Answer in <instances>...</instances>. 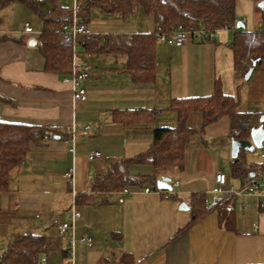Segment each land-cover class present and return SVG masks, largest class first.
Masks as SVG:
<instances>
[{
	"label": "crops",
	"instance_id": "0c3cea01",
	"mask_svg": "<svg viewBox=\"0 0 264 264\" xmlns=\"http://www.w3.org/2000/svg\"><path fill=\"white\" fill-rule=\"evenodd\" d=\"M257 1H236V20L246 31L264 29V12ZM71 5L72 0L41 4L15 0L0 10V121L43 125L61 133L31 145L23 161L10 171L9 189L0 193V230L8 232L0 240V255L15 235L33 232L59 236L62 248H67L72 235L78 239L90 234V246L74 245L73 264H124V255L131 257V264H264V202L247 195L232 197V230L220 223L214 209L189 223L194 198L212 205L210 189L217 171L227 174L233 187L242 179L230 172L233 158L227 115L202 127V113H189L186 124L196 133L184 147L183 165L163 173L170 184L177 183L170 197H163V191L144 192L150 186L147 182L126 186L129 193H94L91 187L113 161L146 151L155 127L176 125V114L168 108L173 98L208 95L217 86L238 97L241 104L244 74L234 65V31L221 30L212 39L191 37L173 46L156 40L155 77L144 82L134 81L124 71L125 54L78 53L92 69L83 81L87 99L74 101L69 75L45 71L37 47L42 14L54 6ZM36 11L39 28L24 33L23 22L35 21ZM10 12L18 15L16 28L6 22ZM96 17L84 22L91 33L155 30L153 18L138 9L126 18ZM255 70H264V57ZM259 87L240 111L264 113V90ZM136 109L147 110L150 116L132 124L116 119L121 111ZM68 133L73 142L65 137ZM94 150L100 151V158L88 160ZM67 169L73 171L71 183L64 176ZM129 170L133 176L154 172L150 164H134ZM75 193L93 198L75 203ZM182 201L188 208H179ZM73 209L80 215L73 228L59 235L56 225L67 220ZM48 256V264H67L57 249Z\"/></svg>",
	"mask_w": 264,
	"mask_h": 264
},
{
	"label": "trees",
	"instance_id": "16d2710c",
	"mask_svg": "<svg viewBox=\"0 0 264 264\" xmlns=\"http://www.w3.org/2000/svg\"><path fill=\"white\" fill-rule=\"evenodd\" d=\"M15 0H0V10ZM237 0H80L79 18L88 21L93 8L107 13H119L123 18L133 14L138 8L153 18L155 30L152 33H123L79 35L78 53H112L127 56L124 71L137 82L153 80L156 71L155 43L156 31L169 33L173 26L180 24L184 28L203 26L206 29L221 27L224 24L235 26L231 48L234 65L243 74L259 64L264 57V29L250 32L236 27L235 6ZM71 21V7L54 6L42 14V27L37 37V47L44 58L43 69L59 75H69L72 68V41L60 28ZM207 38V37H206ZM210 39V38H207ZM238 98L216 88L208 95L173 98L168 106L177 117L175 126L155 127L149 148L134 156L113 161L110 166L92 184L94 193H107L122 190L129 185L150 184L154 190L156 179L162 176L166 168L183 165L184 147L196 130L187 126L191 111L202 113V124L213 122L223 115L229 118V137L245 139L250 128L260 124L261 113L238 110ZM144 109L121 111L116 119L123 124H132L149 117ZM264 124V113H263ZM51 134L60 132L43 125L0 121V193L9 189L10 171L18 166L26 156L31 145H38ZM71 135L68 133L67 138ZM245 151H239L236 159L230 163L232 175L244 178L259 165L244 159ZM150 164L154 172L133 176L130 166ZM93 198L90 194L75 193L74 202L79 203ZM193 223L210 209L216 210L220 223L227 229L234 228L235 207L231 198L223 199L210 206L204 199H193L191 205ZM59 250L64 258L67 249L62 248L59 236L25 232L15 235L0 255V264H36L40 254L49 255ZM124 264H131V257L124 255ZM259 264V263H258Z\"/></svg>",
	"mask_w": 264,
	"mask_h": 264
},
{
	"label": "built area",
	"instance_id": "2783aa9c",
	"mask_svg": "<svg viewBox=\"0 0 264 264\" xmlns=\"http://www.w3.org/2000/svg\"><path fill=\"white\" fill-rule=\"evenodd\" d=\"M36 4H41L44 0H34ZM80 0H72L71 5V21L69 23L63 24L60 28L61 32L69 37L72 41V68L67 77L72 83V99L76 100H86L87 99V90L83 81L89 78L91 74L92 66L89 62L83 61L78 57L77 54V41L76 38L79 35L91 34V30L85 25L84 22L80 21L79 13H80ZM235 26L231 24H224L221 27H216L213 29H206L203 26H199L198 28L189 27L184 28L182 25L177 24L172 27L169 33H162L160 31H156V39L161 42H165L166 44L173 46L176 44L183 43L195 36H203L212 39L214 36L218 35L221 30L234 31ZM22 31L24 33H32L33 28L29 22L25 21L22 24ZM70 141L73 142V138L70 137ZM69 151H73V147L68 149ZM261 157H264V153H260ZM100 151L94 150L91 151L87 155L88 160H95L100 158ZM68 183L72 182L73 179V171L72 169H67L64 173ZM177 184V183H176ZM176 184H171L172 187ZM154 189L151 186H145L143 188L144 192H151ZM123 192L129 193L127 188L122 189ZM155 191H163V197L168 198L173 193L172 190H155ZM212 193V202L214 204L223 199L232 198L241 195H247L258 199L259 201L264 202V165L257 166L254 170H252L246 177L242 178L240 184L236 187L231 186L228 183V176L224 172L217 171L214 174V183L210 189ZM79 212L75 209L71 211V214L67 220L60 221L56 225V231L59 235H63L69 228H73V221L75 218L79 216ZM92 236L90 234H85L78 239L74 238L72 235L67 243V254L63 258L67 264H73V247L76 243H81L86 246H90L92 244ZM49 256L47 254H40L37 257L36 264H48ZM52 264H60L59 262H53Z\"/></svg>",
	"mask_w": 264,
	"mask_h": 264
},
{
	"label": "rangeland",
	"instance_id": "374dc122",
	"mask_svg": "<svg viewBox=\"0 0 264 264\" xmlns=\"http://www.w3.org/2000/svg\"><path fill=\"white\" fill-rule=\"evenodd\" d=\"M43 6V5H42ZM35 11V10H34ZM138 11H140L141 13V9L138 8ZM34 16H35V21L31 20L29 21L31 26L34 27V28H39V16L37 14V11L36 13L33 12ZM108 15L109 17L112 16V15H117L119 16L120 14L119 13H107V12H103L101 11L100 9L98 8H93L90 12V15H89V18H97L96 16H99V15ZM10 22H12V25H10ZM23 21V20H21ZM20 21V22H21ZM8 24V26H11L13 28H16L17 25H18V15L14 12H10L8 13V17H7V20H6ZM195 37H198V36H195ZM241 82V85H243V89H242V94H243V97H242V101H241V104H239L238 106V109L239 110H242L246 108V103H247V98H249V96H253V91H255L258 88H260L259 86H261L264 90V70H255L252 72V74L250 75L249 79H244L242 77V79L240 80ZM248 88V89H247ZM250 89V91H249ZM246 90L248 92H246ZM236 97V96H235ZM238 98V97H236ZM249 106H251V108H255L254 106H252V103L249 104ZM255 110V109H254ZM263 116L260 115V117ZM259 117V118H260ZM264 152V142H263V146L262 148H255L254 150L250 151V152H245V159L247 162H250V163H255V164H264V157H261L260 153L261 152ZM230 152H231V149H230ZM227 166V165H226ZM227 169V167H226ZM232 182V181H231ZM8 227V226H7ZM5 231V228L1 229L0 230V240H4L6 237V235L8 234V232H4Z\"/></svg>",
	"mask_w": 264,
	"mask_h": 264
},
{
	"label": "water",
	"instance_id": "95a60500",
	"mask_svg": "<svg viewBox=\"0 0 264 264\" xmlns=\"http://www.w3.org/2000/svg\"><path fill=\"white\" fill-rule=\"evenodd\" d=\"M257 7L261 9V11L264 12V0H258L256 3ZM244 24L239 21L236 23V27H243ZM31 42H35L30 41ZM253 68L250 67L245 73H244V79H248L252 72ZM51 137L58 138L59 136L56 134H52ZM264 142V124H263V116L260 117V124L257 126H253L250 128L249 137L245 139H233L231 138L230 144H231V157L234 159L237 158L239 151H245L250 152L254 150L255 148H262ZM170 179L167 176H160L158 179H156V187L161 190H172V185L169 183ZM179 208H188V206L185 204V202H181L179 204Z\"/></svg>",
	"mask_w": 264,
	"mask_h": 264
}]
</instances>
